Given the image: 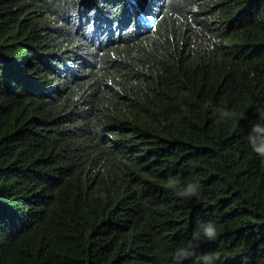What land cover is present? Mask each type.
<instances>
[{"label":"trees","instance_id":"1","mask_svg":"<svg viewBox=\"0 0 264 264\" xmlns=\"http://www.w3.org/2000/svg\"><path fill=\"white\" fill-rule=\"evenodd\" d=\"M259 109L264 0H0V264H264Z\"/></svg>","mask_w":264,"mask_h":264},{"label":"clouds","instance_id":"2","mask_svg":"<svg viewBox=\"0 0 264 264\" xmlns=\"http://www.w3.org/2000/svg\"><path fill=\"white\" fill-rule=\"evenodd\" d=\"M216 111L219 113L221 119L231 116V112L226 107L218 108ZM258 116L259 120L252 122L250 125V132L247 139L252 151L264 161V109L258 110ZM178 183L179 181L170 175L164 182V186L166 188H171ZM198 191V184L189 183L183 188L179 195L183 198H192L198 194ZM198 229V232L194 234L195 239H199L202 236L207 240H214L218 235L216 225L212 221L201 222L198 225ZM188 255L189 253L186 250L179 249L176 253L178 264L183 259H186ZM214 257L215 254H206L198 258L197 264H214Z\"/></svg>","mask_w":264,"mask_h":264}]
</instances>
